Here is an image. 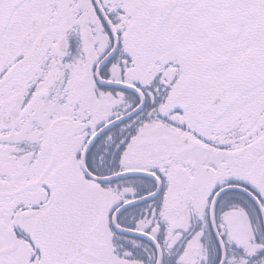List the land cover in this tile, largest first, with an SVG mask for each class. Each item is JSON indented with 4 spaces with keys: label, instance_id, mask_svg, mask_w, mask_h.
Returning <instances> with one entry per match:
<instances>
[{
    "label": "snow or ice",
    "instance_id": "obj_1",
    "mask_svg": "<svg viewBox=\"0 0 264 264\" xmlns=\"http://www.w3.org/2000/svg\"><path fill=\"white\" fill-rule=\"evenodd\" d=\"M0 264H264V0H0Z\"/></svg>",
    "mask_w": 264,
    "mask_h": 264
}]
</instances>
